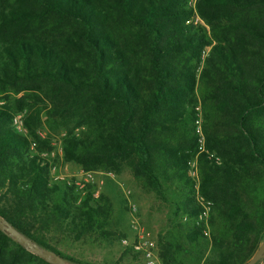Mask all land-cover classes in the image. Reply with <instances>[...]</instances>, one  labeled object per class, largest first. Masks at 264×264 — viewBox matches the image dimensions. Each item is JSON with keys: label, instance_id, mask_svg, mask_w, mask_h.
<instances>
[{"label": "trees", "instance_id": "16d2710c", "mask_svg": "<svg viewBox=\"0 0 264 264\" xmlns=\"http://www.w3.org/2000/svg\"><path fill=\"white\" fill-rule=\"evenodd\" d=\"M41 119L63 133V163L127 168L171 205L160 264H244L264 234V0H0V217L67 263L89 264L52 237L126 234L107 195L87 187L79 198L51 178L34 153L52 150ZM195 192L211 201L208 236ZM136 256L124 247L112 264ZM0 264L49 263L0 231Z\"/></svg>", "mask_w": 264, "mask_h": 264}, {"label": "rangeland", "instance_id": "374dc122", "mask_svg": "<svg viewBox=\"0 0 264 264\" xmlns=\"http://www.w3.org/2000/svg\"><path fill=\"white\" fill-rule=\"evenodd\" d=\"M37 132L42 137L49 139L52 149L51 151L53 153V160L58 166V171L67 176L79 177L78 166L72 163H63L61 161V130L49 127L47 123L41 119ZM94 177H101L103 179L99 192L104 193L111 200L113 221L119 230L125 232L126 238L130 240L132 234L127 227L128 213L120 188L128 189L130 191L131 200L137 208L138 221L148 233L149 237L156 242L158 235H164L167 230L168 219L171 216V205L163 203L152 193L143 192L132 180L127 168H125L119 175H114L113 178L99 176L97 174L94 175ZM52 243L58 251L89 264H112L123 248L120 241L105 240L92 233L83 236L77 241L73 240L69 233L55 234L52 237ZM209 254L208 250L204 252V255ZM119 264L144 263L138 256H136L133 259H127ZM158 264H160L159 261Z\"/></svg>", "mask_w": 264, "mask_h": 264}, {"label": "built area", "instance_id": "2783aa9c", "mask_svg": "<svg viewBox=\"0 0 264 264\" xmlns=\"http://www.w3.org/2000/svg\"><path fill=\"white\" fill-rule=\"evenodd\" d=\"M195 0H189L191 5L194 4ZM193 21H198L195 17ZM195 118L193 120L194 133L196 136V142L199 151L203 150V135L201 132V119L199 106L194 107ZM11 125L19 132H25L22 125L21 113H16L11 119ZM63 133H61L62 135ZM40 135V134H39ZM41 136V135H40ZM34 143L31 142L29 148L33 150ZM38 157L44 159L47 163L48 171L53 180L62 181L65 185L70 186L79 195V198L85 193L87 187L90 188L92 197H97L100 186L103 183V179L95 178L94 175L106 176L113 178L112 172H101V171H79V177H71L61 174L58 171V166L53 160L52 151H40L34 152ZM213 154H209L212 156ZM215 162H218V158L215 156ZM187 175L192 178L195 182L197 181V165L196 157L192 158L187 163ZM125 203V207L128 213L127 227L132 234V238H121L120 243L123 247H129L134 253H136L144 264H158V260L155 254V242L149 237L148 233L144 230L143 226L138 221L137 208L134 202L131 200L130 191L128 189L120 188ZM195 202L199 208L197 218L201 222V232L204 236L209 234L208 216L211 208V201L200 196L197 192L194 194ZM184 219V218H183Z\"/></svg>", "mask_w": 264, "mask_h": 264}, {"label": "water", "instance_id": "95a60500", "mask_svg": "<svg viewBox=\"0 0 264 264\" xmlns=\"http://www.w3.org/2000/svg\"><path fill=\"white\" fill-rule=\"evenodd\" d=\"M0 231L5 235H7L8 237L15 240L26 251L41 258L42 260H44L49 264H70L67 263L57 254H55L54 252L48 249L41 248L38 245H36L30 239L26 238L24 235H22L13 227H11L2 217H0ZM263 257H264V234L257 249L244 264H255L256 261H258Z\"/></svg>", "mask_w": 264, "mask_h": 264}, {"label": "crops", "instance_id": "0c3cea01", "mask_svg": "<svg viewBox=\"0 0 264 264\" xmlns=\"http://www.w3.org/2000/svg\"><path fill=\"white\" fill-rule=\"evenodd\" d=\"M79 171H81V170L79 169ZM123 248H124V247H123ZM123 248H122V249H123ZM121 251H122V250H121ZM121 251H120V252H121ZM120 252H119V254H120ZM119 254H118V255H119ZM140 259H141V258H140Z\"/></svg>", "mask_w": 264, "mask_h": 264}]
</instances>
